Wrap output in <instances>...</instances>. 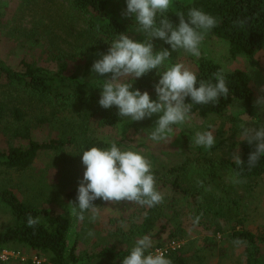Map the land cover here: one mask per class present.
Wrapping results in <instances>:
<instances>
[{
	"label": "trees",
	"instance_id": "trees-1",
	"mask_svg": "<svg viewBox=\"0 0 264 264\" xmlns=\"http://www.w3.org/2000/svg\"><path fill=\"white\" fill-rule=\"evenodd\" d=\"M66 2L71 13L68 21H71L69 24L63 23L66 38L60 40L61 44L66 46L51 49L49 44L50 47L45 51L53 67L24 59L14 66L0 61V133L8 140L7 149L0 151V167L5 170L24 172L31 167L39 154L53 152L59 156L68 149L71 150L72 158L82 164V153L78 154L82 150L81 145L85 148L93 145L109 146V141L93 134L92 128H115L120 133V138L115 140L118 146H131L127 142L131 141L128 130L134 125L133 121L120 118L116 106L108 109L101 107L98 103L101 92L98 86L102 81L96 79L97 76L93 80L88 79L87 68L79 66V71L72 67V63L83 59L87 53L107 52L108 42L113 40L116 33L132 35L134 19L122 16L123 10L126 9V0ZM193 6L218 19V25L208 33L226 40L232 56L243 55L251 67H259L256 54L264 50V0H173L168 13L169 19L178 24L175 13L183 11L186 14L188 8ZM237 19L247 20L244 28L234 26L233 21ZM39 35L34 31L30 37L37 40ZM219 68L221 66L214 61L200 57L196 73L198 78L207 79ZM226 79L229 95L222 97L215 105H193L191 115L202 119L210 116L225 118L234 126L239 122V116L230 114L229 108L234 102H240L244 113L259 122L255 111L252 80L248 72L239 68L226 70ZM158 80L159 75L155 70L152 74L147 73L134 80L133 87L155 94L154 84ZM186 102H190V98H186ZM40 124H47L55 131V135L45 140L35 139L32 132L34 127ZM230 136L233 137L234 134ZM14 140H22L25 143L14 145ZM158 146L142 144L139 147L153 152L154 149H160ZM231 146L235 148L232 153L239 149L241 159L245 163L249 153L254 150L252 145L242 139L233 140ZM222 148L228 151L230 158L215 157V150ZM229 148V142L224 139L222 143L210 148L212 152L208 157L201 158L199 154L186 156L175 166L162 169L152 164L157 188L159 184L169 183L182 196L190 197L195 206L194 216L199 217L200 223L213 227V234L227 232L229 239L240 241L239 243L244 245L245 264H259L258 244H264V228L256 233L246 228L245 217L239 212L238 201L231 197L221 174L222 169L227 170L230 175L239 170L231 159ZM82 167L84 171L83 164ZM61 169L63 171L65 168ZM263 176L264 157L251 169L245 164L240 178L244 181L242 184L249 183L254 187ZM197 180H202L204 186L198 187ZM78 184L79 182L66 190L64 200L67 209L60 211L28 204L14 194L10 187L0 184V202L12 216L11 224L0 230V250L21 248L46 257L50 264H75L78 261L76 243L69 242L68 238L73 227L71 205L68 203L76 199ZM93 203L99 208L107 204L102 199ZM132 205V211L136 209L134 205L138 207L141 218L138 224L132 222V226L121 228V235L128 239H138L145 234L157 238L169 226L166 220L169 212L173 210L165 200L153 208ZM28 214L40 217L41 222L35 229L27 226ZM175 229L169 236L178 239L175 237L178 228ZM129 249L117 250L105 246L96 256L99 259L122 263L123 256L128 254ZM167 257L173 264H190L182 249L168 254ZM0 264L4 262L0 261Z\"/></svg>",
	"mask_w": 264,
	"mask_h": 264
},
{
	"label": "rangeland",
	"instance_id": "rangeland-1",
	"mask_svg": "<svg viewBox=\"0 0 264 264\" xmlns=\"http://www.w3.org/2000/svg\"><path fill=\"white\" fill-rule=\"evenodd\" d=\"M189 2L191 0H183ZM66 0H0V61L14 66L20 60L36 62L39 65L53 67V63L48 59L45 51L63 47L60 40L66 38L63 23L69 22V9ZM124 11V10H123ZM68 13V14H67ZM71 14V13H70ZM136 25L133 26L131 37L142 40L143 36L135 32ZM36 31L39 35L37 40L30 37ZM48 43H47V41ZM66 40V39H65ZM50 44V46H49ZM154 48L160 50L168 48L159 38H153ZM201 56L214 61L225 70L242 69L248 72L252 80L254 90V100L260 94V88L264 87V50L256 54L259 67H251L243 55L232 56L229 53L228 42L224 39L215 37L208 32L201 44ZM99 51L87 53L83 59L72 63L74 70L81 68L88 69V79H95L96 75L91 73V65L94 60L100 58ZM171 58L166 63L177 60L186 64L194 72L197 70L198 59L185 53L183 50L171 52ZM81 68H80V67ZM155 72L150 70L148 74ZM1 89V88H0ZM152 99H156L155 94H150ZM259 123H264V109L258 110L255 106ZM229 113L239 116V122L233 124L216 116L202 119L196 115L183 125L173 126L174 136L168 142H153L149 139L151 127L154 126L156 115L145 118L141 121H133V126L128 130L131 138L127 144L142 152L157 168L175 166L186 156L198 155L208 157L211 149L195 145V133L197 131L211 130L216 139L215 145L222 143L226 139L229 142L231 154L235 150L231 146L233 140L242 139L238 125L243 121H252L244 113L240 102H234L229 108ZM130 120V119H129ZM255 121V120H254ZM257 121V120H256ZM209 125L211 128L209 129ZM93 134H97L105 141L117 140L120 138L119 130L108 126L92 128ZM234 134L233 137L230 134ZM33 137L38 140H45L55 135L47 124H40L34 127ZM22 140H14L12 144H24ZM142 144L148 146H161L158 151L153 152L139 147ZM8 140L3 133H0V151L6 150ZM140 148V149H139ZM233 148V149H232ZM71 150H66L62 155L57 156L53 152L39 154L30 168L24 172L5 170L0 167V184L7 185L13 190L21 200L33 206L51 207L57 211L67 209L65 206V192L69 187L74 186L83 177L82 164L71 156ZM228 151L222 149L215 150L214 155L218 159H227ZM230 154V155H231ZM65 160L70 161L66 163ZM61 168H65L63 171ZM223 181L227 184L233 200L238 201L239 212L243 213L245 226L248 230L256 233L264 228V176L260 179L257 186L252 187L246 184H233L228 180L229 172L221 170ZM79 178V180H77ZM170 182V181H169ZM158 190L164 194V200L171 205L173 211L169 212V226L156 238H152L153 248L156 245H163L170 240L172 231L178 228L175 237L181 241L182 252L188 257L190 264H245L244 245L235 243L228 238L227 232H217L213 234V227L208 224L200 223L194 225L193 221L195 210L190 197L182 196L174 190L169 183L159 184ZM163 185V186H162ZM133 205L130 202H121L118 205L107 202L100 207V217L93 223L85 215L83 221L73 218V227L69 234V242L75 241L76 254L78 261L76 264H122L108 259H99L96 254L105 246L117 250L131 248L135 239H128L121 235V228L138 224L140 215L137 210L132 211ZM71 209V207H70ZM71 213V211H70ZM126 220V223H125ZM205 220V219H204ZM114 221V222H113ZM12 222V216L8 209L0 202V230L6 228ZM208 226V227H207ZM89 232L92 235H89ZM173 239V238H171ZM20 250L27 258L36 253L25 249ZM259 264H264V244H258ZM38 255V254H37ZM39 256V255H38ZM41 264H50L46 257L39 256ZM4 264H32L30 260H11Z\"/></svg>",
	"mask_w": 264,
	"mask_h": 264
},
{
	"label": "clouds",
	"instance_id": "clouds-1",
	"mask_svg": "<svg viewBox=\"0 0 264 264\" xmlns=\"http://www.w3.org/2000/svg\"><path fill=\"white\" fill-rule=\"evenodd\" d=\"M173 0H126L124 17H132L137 26L136 33L142 40L133 39L127 33H116L109 43L107 52L98 53L100 58L91 65V73L102 82L99 105L105 109L116 106L120 118L141 121L157 116L151 127L149 139L153 142H168L174 136V127L185 124L191 118L193 105L217 104L229 95L226 70L221 67L207 79H200L196 72L177 60L166 63L172 51L183 50L193 57L201 56V44L205 34L218 25V19L198 7H189L187 13L177 11L178 24L168 16ZM246 19L233 21L234 26L244 28ZM153 38H159L168 48L156 50ZM155 69L159 80L154 84L156 99L148 91L133 87V81ZM254 101L258 110L264 109V87ZM190 98V102H186ZM242 141L252 145L247 162L241 159L239 149L231 154L238 166L228 180L233 184L244 181L240 178L243 166L255 167L264 157V123L243 121L239 125ZM211 125H209V129ZM108 147L81 145L83 177L79 180L76 199L70 201L71 214L83 221L88 214L90 222L100 217V208L93 203L97 199L118 205L127 201L142 207L153 208L164 201V194L158 190L156 177L150 160L132 146L120 147L115 140ZM194 143L212 148L216 139L211 130L197 131ZM203 187V181L197 180ZM207 190V189H206ZM39 216H27V226L35 229L40 224ZM199 217L194 218V225ZM89 235H92L89 232ZM240 241H235L239 243ZM122 264H173L163 251L153 250L150 235L135 240L123 256Z\"/></svg>",
	"mask_w": 264,
	"mask_h": 264
},
{
	"label": "built area",
	"instance_id": "built-area-1",
	"mask_svg": "<svg viewBox=\"0 0 264 264\" xmlns=\"http://www.w3.org/2000/svg\"><path fill=\"white\" fill-rule=\"evenodd\" d=\"M181 241L178 239H171L168 242H166L163 245L155 246L153 250H160L165 253L167 256L170 253L176 252L181 248ZM30 260L32 264H41L42 259L37 255H31L30 257H26L20 250L16 249H9V248H4L0 250V261L2 262H7L11 260Z\"/></svg>",
	"mask_w": 264,
	"mask_h": 264
},
{
	"label": "crops",
	"instance_id": "crops-1",
	"mask_svg": "<svg viewBox=\"0 0 264 264\" xmlns=\"http://www.w3.org/2000/svg\"><path fill=\"white\" fill-rule=\"evenodd\" d=\"M76 263H77V262H76ZM76 263H75V264H76Z\"/></svg>",
	"mask_w": 264,
	"mask_h": 264
}]
</instances>
